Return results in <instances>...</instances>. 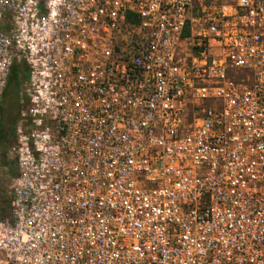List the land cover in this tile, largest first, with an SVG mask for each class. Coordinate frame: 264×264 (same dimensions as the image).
Returning <instances> with one entry per match:
<instances>
[{
  "label": "built area",
  "instance_id": "obj_1",
  "mask_svg": "<svg viewBox=\"0 0 264 264\" xmlns=\"http://www.w3.org/2000/svg\"><path fill=\"white\" fill-rule=\"evenodd\" d=\"M15 65L0 264H264V0H0Z\"/></svg>",
  "mask_w": 264,
  "mask_h": 264
},
{
  "label": "trees",
  "instance_id": "obj_2",
  "mask_svg": "<svg viewBox=\"0 0 264 264\" xmlns=\"http://www.w3.org/2000/svg\"><path fill=\"white\" fill-rule=\"evenodd\" d=\"M188 33V31H187ZM26 68L24 66L15 65L9 77V83L5 90L3 100L1 102V119H0V147L3 149H9L10 144L13 142L15 127L17 124V115L15 111L10 113L7 111L6 104L8 102L13 103L14 107L20 112V87L22 80L26 76ZM2 163L9 167L10 173L16 177L18 175V167L16 160H9L7 157L2 158ZM0 217H3V212L0 210Z\"/></svg>",
  "mask_w": 264,
  "mask_h": 264
},
{
  "label": "rangeland",
  "instance_id": "obj_3",
  "mask_svg": "<svg viewBox=\"0 0 264 264\" xmlns=\"http://www.w3.org/2000/svg\"><path fill=\"white\" fill-rule=\"evenodd\" d=\"M7 111L12 113L13 111H18L11 102L6 104ZM13 142L10 146L13 145ZM7 157L9 160H14L13 156L9 153V149H3L0 147V210L3 212V217L10 216L11 214V196H12V188H13V178L14 176L10 173L9 167L3 165L2 158Z\"/></svg>",
  "mask_w": 264,
  "mask_h": 264
},
{
  "label": "flooded vegetation",
  "instance_id": "obj_4",
  "mask_svg": "<svg viewBox=\"0 0 264 264\" xmlns=\"http://www.w3.org/2000/svg\"><path fill=\"white\" fill-rule=\"evenodd\" d=\"M19 103H20V101H19ZM14 114H16V115H17V117L19 118V114H20V112H19V111H17V112L15 111V112H14ZM18 118H17V119H18ZM15 128H16V127H15Z\"/></svg>",
  "mask_w": 264,
  "mask_h": 264
}]
</instances>
